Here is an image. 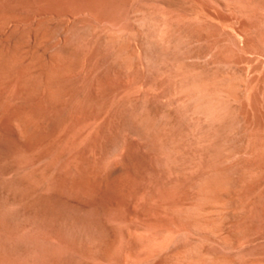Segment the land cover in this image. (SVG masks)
<instances>
[{"label": "rangeland", "instance_id": "1", "mask_svg": "<svg viewBox=\"0 0 264 264\" xmlns=\"http://www.w3.org/2000/svg\"><path fill=\"white\" fill-rule=\"evenodd\" d=\"M0 223V264H264V0H0Z\"/></svg>", "mask_w": 264, "mask_h": 264}, {"label": "bare ground", "instance_id": "2", "mask_svg": "<svg viewBox=\"0 0 264 264\" xmlns=\"http://www.w3.org/2000/svg\"><path fill=\"white\" fill-rule=\"evenodd\" d=\"M80 39H81V38H80ZM86 39H87V38H86ZM86 39H85V40H86ZM234 39H235V38H234ZM235 40H236V39H235ZM71 41H72V40H71ZM233 41H234V40H233ZM82 42H83V41H82ZM91 42H92V41H91ZM235 42H236V41H235ZM235 42H234V43H235ZM94 43H95V42H94ZM86 44H87V43H86ZM84 45H85V44H84ZM73 46H74V45H73ZM98 46H99V45H98ZM90 47H91V46H90ZM96 47H97V45H96ZM99 47H100V46H99ZM158 47H159V46H158ZM126 48H127V47H126ZM87 49H88V48H87ZM127 49H128V48H127ZM77 50H79V49H77ZM106 50H107V49H106ZM133 50H134V49H133ZM100 51H101V50H100ZM169 51H170V50H169ZM125 52H127V51H125ZM165 52H166V51H165ZM174 52H175V51H174ZM97 53H98V52H97ZM97 53H96V54H97ZM99 53H100V52H99ZM167 53H168V52H167ZM189 55H190V53H189ZM191 55H192V54H191ZM191 55H190V56H191ZM98 56H99V54H98ZM126 56H128V55H126ZM179 56H180V55H179ZM104 57H105V56H104ZM101 58H102V57H101ZM106 58H107V57H106ZM108 58H109V57H108ZM108 58L106 59V61L109 60ZM170 58H171V57H170ZM102 59H103V58H102ZM112 59H114V58H111V60H112ZM133 60H134V59H133ZM174 60H175V59H174ZM186 60H187V59H186ZM186 60H185V62H186ZM177 61H178V60H177ZM97 62H98V61H97ZM113 62H116V60H115V61L113 60ZM120 62H121V60H120ZM133 62H134V61H133ZM146 62H148V61H146ZM164 62H165V61H164ZM164 62H163V64L166 63V62H165V63H164ZM179 62H180V61H179ZM206 62H208V61H206ZM116 63H117V62H116ZM118 63H119V62H118ZM161 63H162V62H161ZM168 63H169V62H168ZM181 63H183V62H181ZM193 63H194V62H193ZM96 64H97V63H96ZM107 64H108V63H107ZM112 64H113V63H112ZM149 64H151V62H149ZM149 64H148V65H149ZM171 64H172V63H171ZM188 64H189V63H188ZM190 64H191V63H190ZM105 65H106V64H105ZM119 65H120V64H119ZM119 65H118V67H119ZM133 65H134V64H133ZM148 65H147V66H148ZM157 65H158V64H157ZM165 65H166V64H165ZM168 65H170V64H168ZM194 65L198 66L197 64H194ZM93 66H94V65H93ZM96 66H97V65H96ZM100 66H101V65H100ZM102 66H103V65H102ZM107 66H108V67H107L106 69L109 68V65H107ZM186 66H187V65H186ZM189 66L191 67V65H189ZM199 66H200V65H199ZM113 67H115V66H113ZM203 67H205V64L203 65ZM98 68H100V67H98ZM102 68H103V67H102ZM181 68H183V67H181ZM103 69H104V68H103ZM129 69H130V68H129ZM154 69H155V68H154ZM195 69H196V68H195ZM93 70H94V68H93ZM95 70H96V72L98 71V69H96V67H95ZM111 70H112V69H111ZM113 70H114V68H113ZM115 70H117V69H115ZM119 70H120V69H119ZM151 70H152V69H151ZM120 71H121V70H120ZM156 71H157V70H156ZM187 71H188V70H187ZM213 71H214V70H213ZM141 72H143V71L141 70ZM153 72H155V71H153ZM158 72H159V71H158ZM190 72H191V71H190ZM195 72H196V71H195ZM218 72H221V71H218ZM101 73H102V71H101ZM110 73H111V72H110ZM110 73H109V74H110ZM135 73H137V72L135 71ZM147 73H148V72H147ZM200 73H201V71H200ZM215 73H216V72H215ZM98 74H100V73H98ZM98 74H97L96 77H98ZM203 74H204V73H201L202 76H203ZM205 74H206V73H205ZM205 74H204V77H203V78H205ZM211 74H212V73H211ZM213 74H214V72H213ZM222 74H223V73H222ZM113 75H114V74H113ZM134 75H135V74H134ZM147 75H148V74H147ZM163 75H164V74H163ZM197 75H198V74H197ZM207 75H209V74L207 73ZM114 76H115V75H114ZM141 76H143V75H141ZM156 76H157V74H156ZM165 76H166V75H165ZM96 77H95V78H96ZM196 77H197V76H196ZM221 77H222V76H221ZM223 77H224V76H223ZM235 77H236V76H235ZM115 78H116V77H115ZM123 78H124V77H123ZM161 78H162V77H161ZM164 78H165V77H164ZM200 78H202V77L200 76ZM208 78H209V77H208ZM155 79H156V78H155ZM213 79H214V78H213ZM213 79H210V80L214 81ZM225 79H226V78H225ZM96 80H97V82H99L97 78H96ZM120 80H121V79H120ZM134 80H135V77H134ZM146 80H147V79H146ZM165 80H166V78H165ZM210 80L208 79V80H206V81H210ZM232 80H233V79H232ZM94 81H95V79H94ZM132 81H133V80H132ZM161 81H162V80H161ZM203 81H204V80H203ZM217 81H219V80H217ZM110 82H111V81H110ZM120 82H121V81H120ZM120 82H119V83H120ZM136 82H137V81H136ZM136 82H134V84H135ZM138 82H139V81H138ZM156 82H159V81H156ZM160 83H161V82H160ZM208 83H209V82H208ZM105 84H106V83H105ZM115 84H116V83H115ZM129 84H130V83H129ZM129 84H128V85H129ZM131 84H132V83H131ZM145 84H146V83H145ZM206 84H207V82H206ZM211 84H214V83H211ZM215 84H218V86H219L220 82H219V83H215ZM98 85H99V84H98ZM120 85H121V84H120ZM120 85H119V86H120ZM136 85H137V83H136ZM203 86H204V85H203ZM215 86H216V85H215ZM73 87H74V86H73ZM75 87H76V86H75ZM132 87H133V86H132ZM213 87H214V85H213ZM229 87H230V86H229ZM239 87H240V86H239ZM105 88H106V87H105ZM122 88H123V87H122ZM204 88H205V87H204ZM237 88H238V87H237ZM103 89H104V88H103ZM158 89H159V88H158ZM230 89H231V88H230ZM107 90H108V89H107ZM155 90H156V89H155ZM221 90H222V89H221ZM226 90H227V89H226ZM100 91H101V90H100ZM222 91H223V90H222ZM90 92H91V91H90ZM140 92H141V91H140ZM140 92H139V93H140ZM158 92H159V91H158ZM229 92H232V91H229ZM235 92H236V91H235ZM127 93H128V92H127ZM127 93H126V94H127ZM130 93H131V92H130ZM227 93H228V92H227ZM118 94H119V93H118ZM134 94H135V93H134ZM136 94H137V93H136ZM236 94H237V92H236ZM109 95H110V94H109ZM144 95H146V94L144 93ZM147 95H148V94H147ZM165 95H166V94H165ZM127 96H128V95H127ZM133 96H134V95H133ZM136 96H137V95H136ZM139 96H140V95H139ZM148 96H149V95H148ZM156 96H157V95H156ZM156 96H155L154 98H152V100H151V104L153 105L152 107H153L154 110H157V109L160 108V107H161L160 109H162V106L159 105L158 102H157V98H156ZM158 96H159V95H158ZM233 96H234V94H233ZM235 96H236V95H235ZM96 97H97V96H96ZM134 97H135V96H134ZM141 97H143V95H142ZM228 97H229V96H228ZM236 97H238V98H236V99H239V100H240L239 95L236 96ZM137 98H138V97H137ZM234 98H235V97H234ZM144 99H145V98H144ZM144 99H143V100H144ZM159 99H160V98H159ZM159 99H158V100H159ZM236 99H235V100H236ZM146 100H147V99H146ZM175 100H176V99H175ZM235 100H234V102H235ZM104 101H105V100H103V102H104ZM159 101H160V100H159ZM165 101H166V99H165ZM226 101H228V99H227ZM226 101H225V102H226ZM124 102H125V101H124ZM145 102H146V101H145ZM134 103H135V102H134ZM221 103H222V102H221ZM130 104H133V103L131 102ZM144 104H145V103H144ZM227 104H230V103L228 102ZM227 104H226L225 107L228 106ZM253 104H254V103H253ZM230 105H231V104H230ZM230 105H229V106H230ZM163 106H164V105H163ZM102 107H103V106H102ZM193 107H194V106H193ZM230 107H231V106H230ZM230 107H229V108H230ZM103 108H104V107H103ZM118 108H119V106H118ZM126 108H127V107H126ZM229 108H228V109H229ZM109 109H110V108H109ZM127 109H128V108H127ZM223 109H224V108H223ZM107 110H108V109H107ZM179 110H180V109H179ZM226 110H227V108H226ZM116 111H117V110H116ZM167 111H168V110H167ZM169 111H170V110H169ZM169 111H168V112H169ZM234 111H235V110H234ZM107 112H109V111H107ZM107 112H106V113H107ZM53 113H54V112H52V113H50V114L52 115ZM119 113H120V111H119ZM179 113H180V112H179ZM226 113H227V112H226ZM58 114H59V113H58ZM112 114H113V112H112ZM112 114H111V115H112ZM46 115H48V113H47ZM107 115H108V113H107ZM158 115H159V114H158ZM189 115H192V114L189 113ZM229 115H230V114H229ZM165 116H166V115H165ZM168 116H169V115H168ZM56 117H58V116L56 115ZM113 117L115 118L116 116L114 115ZM187 117H188V116H186L185 118H187ZM47 118H50V117L48 116V117H46V119H47ZM51 118H52V117H51ZM108 118H109V117H108ZM111 118H112V116H111ZM165 118H168V117L166 116ZM42 119H43V118H42ZM42 119H41V120H42ZM226 119H227V114H226ZM229 119H230V118H229ZM111 120H112V119H111ZM111 120H109V122H110ZM224 120H225V119H223L222 122H224ZM242 120H243V119H242ZM43 121H44V120H43ZM48 121H49V119H48ZM48 121H46V122L48 123ZM103 121H104V120H103ZM194 121H195V120H194ZM53 122H55V121H53ZM119 122H120V121H119ZM228 122H229V121H228ZM228 122H227V123H228ZM43 123H45V122H43ZM47 123H46V126H47ZM192 123H193V122H192ZM198 123H199V122H198ZM48 124H49V123H48ZM112 124H113V123H112ZM112 124L110 123V125H112ZM110 125H109V126H110ZM199 125H201V124H199ZM52 126H53V125H52ZM1 221H2V220H1ZM1 223H2V222H1ZM1 223H0V225H1ZM3 234H4V233H3ZM4 237H5V236H4ZM21 238H22V237H21ZM0 239H1V238H0ZM0 241H1V240H0ZM10 243H11V242H10ZM18 243H19V242H18ZM5 244H6V243H4V246L6 247ZM13 244H14V243H13ZM11 245H12V244H11ZM4 246H3V248H4ZM7 246H8V245H7ZM0 247H1V246H0ZM4 249H5V248H4ZM0 250H1V249H0ZM4 252H6V251H4ZM4 257H5V256H4ZM4 257H3V259H4ZM0 258H1V257H0ZM0 260H1V259H0ZM2 261H3V260H2ZM21 263H22V262H21Z\"/></svg>", "mask_w": 264, "mask_h": 264}]
</instances>
